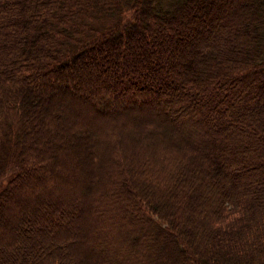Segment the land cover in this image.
I'll return each mask as SVG.
<instances>
[{
  "label": "trees",
  "instance_id": "16d2710c",
  "mask_svg": "<svg viewBox=\"0 0 264 264\" xmlns=\"http://www.w3.org/2000/svg\"><path fill=\"white\" fill-rule=\"evenodd\" d=\"M0 264H264V0H0Z\"/></svg>",
  "mask_w": 264,
  "mask_h": 264
}]
</instances>
